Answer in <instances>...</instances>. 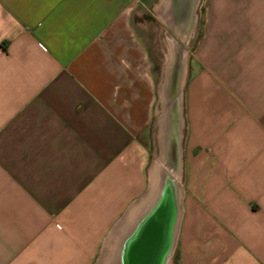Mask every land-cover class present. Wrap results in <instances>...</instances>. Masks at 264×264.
Returning a JSON list of instances; mask_svg holds the SVG:
<instances>
[{"label":"crops","instance_id":"obj_1","mask_svg":"<svg viewBox=\"0 0 264 264\" xmlns=\"http://www.w3.org/2000/svg\"><path fill=\"white\" fill-rule=\"evenodd\" d=\"M138 4L0 0V264H92L147 191L169 63L184 86L170 260L264 264V0H203L179 66L130 23Z\"/></svg>","mask_w":264,"mask_h":264},{"label":"rangeland","instance_id":"obj_2","mask_svg":"<svg viewBox=\"0 0 264 264\" xmlns=\"http://www.w3.org/2000/svg\"><path fill=\"white\" fill-rule=\"evenodd\" d=\"M160 2L161 0H139L138 6L135 8L130 17V23L134 28L140 30L142 34H145V36L153 38V46L158 58H166L170 50L173 51V55L177 53L181 54V56L184 58V61L181 60V63L183 65L184 63H187L189 61L191 52L198 37L200 36L203 20V0H193V2L191 3L192 5L188 7L187 11L185 10V16L183 12L178 10V0H169L168 2L162 4ZM181 20H185V23L189 21L188 27H182V25L180 24ZM159 91L160 87L157 90V100L155 108L156 112L154 114V121L152 122L149 133L147 134V139L145 141L148 150V161L146 165L147 190L149 183L148 180L150 178V173L154 161L159 157L161 152L163 134L160 128L162 124L159 125V120L161 121V123L162 121L166 122V115L163 116V112L166 109L169 110L168 97L165 98L164 103L161 104V102H159ZM180 95L181 98L179 117L181 118L183 117L184 110V86L182 87V90H180ZM181 123L182 121L179 124V132L180 137L184 138V126ZM130 207L114 223L106 240L104 241V244L101 246L92 264H106L111 246H113L116 239H118L117 236L119 235L120 228L124 225L128 226L131 222V216L129 214ZM176 243L177 234L175 236L174 246L176 245ZM170 264H173V258H171Z\"/></svg>","mask_w":264,"mask_h":264},{"label":"bare ground","instance_id":"obj_3","mask_svg":"<svg viewBox=\"0 0 264 264\" xmlns=\"http://www.w3.org/2000/svg\"><path fill=\"white\" fill-rule=\"evenodd\" d=\"M169 0H161V4L168 2ZM178 10L183 12L184 16L186 14L185 10H188V7L191 6L193 0H178ZM173 4V3H172ZM184 18V17H183ZM186 19V18H185ZM189 21L185 23V20H181L180 24L182 27H188ZM179 24V25H180ZM180 25V26H181ZM170 62L175 61L179 66V63L184 61V58L181 54H174L173 51H170ZM165 70V78L163 84L160 87V96L159 102L164 103L165 98L169 99V110L166 109L163 113L166 118V122L161 123L159 120V125L161 132L163 134L162 143H161V152L159 157L154 161L149 183L148 190L143 196L141 201L135 202L131 205L129 209V214L131 216V222L129 220V225H124L119 230V235L117 236L115 244L111 246L110 253L108 255L106 264H118L120 259V252L122 246L126 239L130 236L131 233L136 229L137 225L141 220L146 216L148 210H142L144 207H150L155 196L161 191L162 186L167 182L171 181L173 184L176 195H177V205L179 206L181 200V181H180V151H179V142H180V90L183 84V76L178 71L173 73V66L169 63ZM170 71V72H169ZM170 73V74H168ZM171 109V110H170ZM159 119V118H158ZM164 120V119H163ZM145 208V209H146ZM143 211V212H142ZM179 213L181 209L179 208ZM180 216V214H179ZM179 218V217H178ZM137 219V220H135ZM180 220V218H179ZM177 219V222L179 223ZM135 221V222H134ZM179 225V224H178ZM178 228V227H177ZM176 228V230H177ZM178 231V230H177ZM175 233V236L177 234ZM170 256L167 258L165 264H169Z\"/></svg>","mask_w":264,"mask_h":264},{"label":"water","instance_id":"obj_4","mask_svg":"<svg viewBox=\"0 0 264 264\" xmlns=\"http://www.w3.org/2000/svg\"><path fill=\"white\" fill-rule=\"evenodd\" d=\"M176 198L175 188L169 180L155 196L148 215L124 242L118 264L166 263L179 226L180 204H176Z\"/></svg>","mask_w":264,"mask_h":264},{"label":"flooded vegetation","instance_id":"obj_5","mask_svg":"<svg viewBox=\"0 0 264 264\" xmlns=\"http://www.w3.org/2000/svg\"><path fill=\"white\" fill-rule=\"evenodd\" d=\"M160 3H161V2H160ZM145 208H146V207H144L142 210H148V212H147V214H146V215H148V213L150 212V207H147L146 209H145ZM142 212H143V211H142ZM145 217H146V216H145ZM145 217H144L143 219H145ZM143 219H142L141 221H143ZM135 220H137V219H135ZM134 222H135V221H134ZM140 223H141V222H140ZM140 223H139V224H140ZM139 224H138V225H139ZM138 225H137V226H138Z\"/></svg>","mask_w":264,"mask_h":264}]
</instances>
